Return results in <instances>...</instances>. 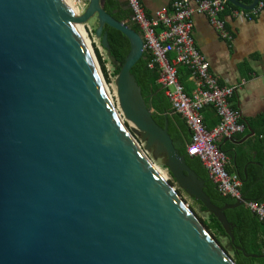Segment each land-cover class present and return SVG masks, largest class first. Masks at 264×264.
Listing matches in <instances>:
<instances>
[{
    "label": "water",
    "instance_id": "obj_1",
    "mask_svg": "<svg viewBox=\"0 0 264 264\" xmlns=\"http://www.w3.org/2000/svg\"><path fill=\"white\" fill-rule=\"evenodd\" d=\"M226 1L246 11L258 3ZM103 2L75 15L64 0H0V264H235L120 120L76 25L93 18L106 50L105 26L129 39L115 79L119 107L233 247L225 212L246 199L212 203L175 148L167 115L164 127L154 120L131 73L144 53L140 33Z\"/></svg>",
    "mask_w": 264,
    "mask_h": 264
},
{
    "label": "built area",
    "instance_id": "obj_2",
    "mask_svg": "<svg viewBox=\"0 0 264 264\" xmlns=\"http://www.w3.org/2000/svg\"><path fill=\"white\" fill-rule=\"evenodd\" d=\"M69 1L75 15H80L89 0ZM125 2L131 10V22L140 30L144 52L151 55L149 67H156L159 71L157 83L164 91L173 112L182 117L191 132L187 154L201 161L222 195L242 200V181L237 174H230L226 170L228 157L219 145L220 140L241 134L246 128L240 112L231 104L236 89L234 86L221 84L211 73L208 59L196 46L192 22L193 15H206L221 37L231 39L232 35L226 29L222 17L227 1L175 0L170 12L158 10L152 15L145 11L140 0ZM263 8L264 0H258L257 5L249 11L231 12L233 16L251 19ZM78 26H81L92 45L97 43L87 23ZM180 67L189 72L188 80L192 84L190 94L180 82ZM209 108L217 116V123L211 128L206 126L202 113ZM245 205L264 225V202L246 200Z\"/></svg>",
    "mask_w": 264,
    "mask_h": 264
},
{
    "label": "trees",
    "instance_id": "obj_3",
    "mask_svg": "<svg viewBox=\"0 0 264 264\" xmlns=\"http://www.w3.org/2000/svg\"><path fill=\"white\" fill-rule=\"evenodd\" d=\"M236 1L244 5H251L253 2V0ZM103 9L116 20L120 22L125 21L127 25L140 33L138 27L130 22L131 14L128 10H123V4L114 0H104ZM114 10L120 12V14H118V12L116 13ZM233 10L242 9L226 2V9L222 13V17ZM104 32H106L108 35L109 49L107 51L109 57L115 62L114 76H117L130 51V42L124 34L109 26H105ZM95 53L99 60L102 72L107 79L108 74L105 61H103L97 48H95ZM150 61L151 55L145 51L143 53V57L131 69V73L134 75L138 85L142 89V95L145 102L153 111L154 120L160 126L164 127L167 115V119L169 121V134L173 140L175 148L181 155H185L188 166H190V168L193 169L200 178L204 179V191L209 196L212 203L218 207H223L225 204H234L236 202L235 199L229 196H224L220 193L217 185L210 179L201 161L197 157L191 158L187 154V146L191 140V132L182 117L174 113L171 109V105L168 99L165 97L164 91L157 83L159 71L156 67H149ZM188 78L189 72L187 69L180 67V82L185 86L186 92L190 94L192 86ZM212 118L213 117H211V119ZM208 119L209 118L204 117V122L208 128L213 127L217 123L216 121L214 125L211 126L207 123ZM254 130L256 132L254 141L257 144L254 149L264 153V117L258 121V125L254 127ZM220 149L224 151L226 155L228 154L227 150L224 148V145L221 143ZM226 170L228 173H230L227 167ZM238 176L242 181V186L240 187L242 197L247 201L264 202V190L260 189L259 187L260 182H263L262 184H264V162L262 159L249 158L248 167L246 168L244 175L240 174ZM171 177L173 181L176 182L172 175ZM196 202L201 205L204 211H206L204 206L199 201ZM225 214L228 221L234 225L235 247L230 244V240L222 224L214 215L208 213L207 221L203 222L204 227L212 235H214L216 241L219 244L221 243L222 238L228 241V247L224 250L232 257V260L235 264H264V247L257 236V229L255 228L254 232H252L246 227L248 220H250L254 225L258 224L256 215H254L246 207V205L236 209L227 210ZM261 224L263 223L261 222ZM237 248L244 249L245 254L241 251H238Z\"/></svg>",
    "mask_w": 264,
    "mask_h": 264
},
{
    "label": "crops",
    "instance_id": "obj_4",
    "mask_svg": "<svg viewBox=\"0 0 264 264\" xmlns=\"http://www.w3.org/2000/svg\"><path fill=\"white\" fill-rule=\"evenodd\" d=\"M114 1L123 4V10L126 9L131 14L125 0ZM140 1L145 11L152 15L158 10L170 12L171 5L175 0ZM223 18L226 29L232 35L231 39L221 37L219 32L211 25L208 17L202 14L193 15V35L197 48L210 63L211 73L219 79L221 84L234 86L236 89L231 104L234 109L240 112L241 120L246 128L241 134L230 139L220 140L219 145L220 143L223 144L228 152L226 167L230 174L244 175L249 158L262 159L264 162V153L254 149L257 145L254 141L256 134L254 127L264 117V8L251 19L233 16L232 12L225 14ZM87 25L91 27L93 35H95L94 28L96 25L94 27L89 23ZM95 38L97 41L94 44L95 48L97 47L100 52L103 50L108 53L101 44V40L96 35ZM202 113L203 118H209L207 123L213 126L217 121L214 110L209 108ZM211 117L213 118L211 119ZM249 128L252 129L254 134L250 135ZM246 137L248 138L245 139ZM262 183H259V187L264 190V184ZM257 218V225L248 220L246 227L252 232L255 228L257 229V236L264 247V225Z\"/></svg>",
    "mask_w": 264,
    "mask_h": 264
},
{
    "label": "rangeland",
    "instance_id": "obj_5",
    "mask_svg": "<svg viewBox=\"0 0 264 264\" xmlns=\"http://www.w3.org/2000/svg\"><path fill=\"white\" fill-rule=\"evenodd\" d=\"M88 23L90 25H92L93 27L96 25V22H95V20L93 18L90 19L88 21ZM93 49H94V53H95V46L94 45H93ZM99 53L102 56L103 61H105V66H106L107 74H108L107 75V79L105 78L104 73L102 72L99 60H98V58L96 56V53H95V57H96L95 59H96L97 64H98L99 71L101 70L100 71V75H101L103 81H105L106 85L109 87V90L111 91V94L114 95V99H115L114 105H115L116 109L118 110L119 114L121 115V118H122L123 123L126 126L127 130L130 132L132 137H134L137 145L141 148V150L144 152V154H146V156L153 162V164L156 165L158 169H160V172H162V176H165L166 182L171 187V189L178 195V197L189 208V210H191V212L194 214V216L203 224V222L207 221V219H208V212L204 211L202 209L201 205H199L193 197L189 196L186 192H184L179 187V185L176 182L173 181L168 169L166 168V165H165L166 159H165V157H163V156H155V154H154L152 149L151 150H146L145 149V144L143 142H141L139 136L134 134L131 131V126L130 125L133 126V124H131L130 122H128L125 119V117H124V115H123V113H122V111H121V109L119 107V104H118V98H117V93H116V84H115L116 76H114L115 62L109 57V55H108V53L106 51L101 50V52L99 51ZM211 236L215 239L214 235L211 234ZM219 245L224 250L225 248L228 247V241L226 239L222 238L221 239V243ZM225 253L232 259V257L227 252H225Z\"/></svg>",
    "mask_w": 264,
    "mask_h": 264
},
{
    "label": "bare ground",
    "instance_id": "obj_6",
    "mask_svg": "<svg viewBox=\"0 0 264 264\" xmlns=\"http://www.w3.org/2000/svg\"><path fill=\"white\" fill-rule=\"evenodd\" d=\"M64 2L66 3V5H68L70 7V1L69 0H64ZM75 30L77 32V34L79 35L82 43H83V46L87 49L88 51V54L90 55V58L92 59V62L96 68V71H97V74L106 90V93L113 105V107H115L114 103H115V99H114V95L111 94V91L109 90V87L106 85L105 81H103L101 75H100V71H99V67H98V64H97V61H96V57H95V53H94V49H93V45L91 43V41L88 40V38L86 37L84 31L82 30L81 26H78L76 25L75 26ZM114 90V89H113ZM115 111L117 112L120 120L123 122L122 118H121V115L119 114L118 110L116 109V107L114 108ZM139 147V146H138ZM140 148V147H139ZM141 150V148H140ZM146 156V154H144ZM147 160L149 161V163L151 164V166L154 168V171L158 174V176L162 179V181L167 184L166 182V179H165V176H162V172H160V169L157 168L156 165L153 164V162L146 156Z\"/></svg>",
    "mask_w": 264,
    "mask_h": 264
}]
</instances>
